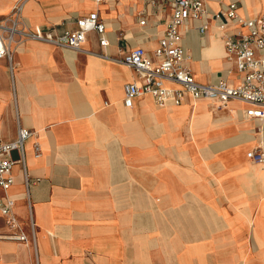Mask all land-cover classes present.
I'll use <instances>...</instances> for the list:
<instances>
[{"label":"crops","instance_id":"0c3cea01","mask_svg":"<svg viewBox=\"0 0 264 264\" xmlns=\"http://www.w3.org/2000/svg\"><path fill=\"white\" fill-rule=\"evenodd\" d=\"M205 1L211 15L230 3L245 18L264 14V0ZM20 5V28L57 34L97 12L109 46L93 31L80 51L22 38L14 69L0 60V139L32 132L10 193L30 237L29 203L35 223V244L3 241L0 264H264V163L248 157L264 153V119L238 100L124 104L125 85L140 78L121 58L136 47L154 55L168 5L0 0V17ZM182 32L198 82H240L215 20L205 35L191 21ZM0 232H9L1 213Z\"/></svg>","mask_w":264,"mask_h":264},{"label":"built area","instance_id":"2783aa9c","mask_svg":"<svg viewBox=\"0 0 264 264\" xmlns=\"http://www.w3.org/2000/svg\"><path fill=\"white\" fill-rule=\"evenodd\" d=\"M153 5H168L170 17L166 24L163 37L160 38L150 55L144 48L136 47L129 50L121 58V62L133 69L140 81L129 83L124 88V104L133 107L136 98L150 95L160 106L168 103L181 105L186 96L194 100H215L220 107L232 100L248 105L246 115L255 119H264V14L255 18H245L239 13L237 3L228 4L220 13L211 15L205 0H147ZM103 3L104 0H96ZM21 5L15 7L13 16L0 17V60L7 59L11 70L14 69L12 45L19 39H35L59 47L75 51L82 50L89 32L100 37L103 47L109 46L105 38L106 24L97 12L84 16L77 21V28L65 30L57 34L56 30L39 29L38 31L20 28L17 17ZM212 20L222 32L227 60L234 65L239 74L240 82L232 85L226 79L216 83L203 84L198 82L188 65L189 54L183 45V28L188 22L198 23V30L205 35L210 29ZM145 25V21L140 22ZM32 132L20 127L18 138L13 142L0 139V213L7 219L9 232H0V245L3 241H17L29 245L35 244V223L30 207L32 236L25 233L16 213V201L10 191L14 185L13 168L17 163H24V145ZM36 156H40L41 148L34 145ZM14 152L19 153L18 159L13 158ZM248 157L255 163H264V153L251 151ZM35 181L25 174L26 194L29 198L31 186Z\"/></svg>","mask_w":264,"mask_h":264},{"label":"rangeland","instance_id":"374dc122","mask_svg":"<svg viewBox=\"0 0 264 264\" xmlns=\"http://www.w3.org/2000/svg\"><path fill=\"white\" fill-rule=\"evenodd\" d=\"M18 167H19V166H18ZM15 171H16V167L13 168V172H15Z\"/></svg>","mask_w":264,"mask_h":264}]
</instances>
